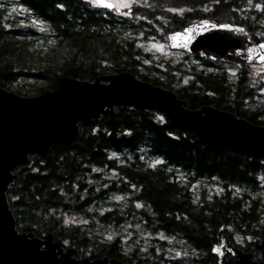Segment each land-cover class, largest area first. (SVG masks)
<instances>
[{
  "label": "trees",
  "instance_id": "1",
  "mask_svg": "<svg viewBox=\"0 0 264 264\" xmlns=\"http://www.w3.org/2000/svg\"><path fill=\"white\" fill-rule=\"evenodd\" d=\"M143 1L122 15L86 0H15L45 25L42 31L7 16L0 5V86L19 95L36 96L55 89L64 76L92 81L128 71L173 91L190 109L210 105L264 126L263 104L253 107L248 102L256 92L245 68L233 81L223 70L208 72L156 61L142 46L146 40L166 39L169 33L204 18L241 25L253 41H262L264 1ZM249 2L258 3L259 9L253 3L248 9ZM141 146L164 163L145 164L138 158ZM125 151L132 152L134 159L120 163L110 154ZM93 167L116 170L119 179L102 187ZM13 173L16 177L6 196L16 228L38 237L52 233L61 238L64 248H75L77 258L107 256L124 264H160L156 256L142 258L137 249L126 256L118 239L101 242L92 238L90 227L96 220L118 225L127 213L114 209L99 214L91 211L92 205L108 192L131 191L133 186L131 200L150 210L144 213L146 226L154 232L179 234L201 254L172 264H218L211 248L222 225L228 236L227 226L243 234V242L233 244L253 252L264 264V246H259L264 224H258L264 212L262 197L232 193L236 185L253 192L264 190L260 179L264 156L210 146L156 111L120 106L111 115L81 121L72 143L52 145L46 157L29 155V162ZM205 178L218 180L223 190L196 200L191 185ZM61 210L89 222L63 225L55 214ZM232 262L227 256L222 264Z\"/></svg>",
  "mask_w": 264,
  "mask_h": 264
},
{
  "label": "water",
  "instance_id": "2",
  "mask_svg": "<svg viewBox=\"0 0 264 264\" xmlns=\"http://www.w3.org/2000/svg\"><path fill=\"white\" fill-rule=\"evenodd\" d=\"M100 7L120 13L108 0H94ZM169 47L193 57L240 65L264 62V40L255 42L243 26L200 19L167 36ZM153 110L191 131L202 142L237 153L264 156V126L216 107L190 109L187 102L166 88L124 71L82 80L62 77L56 88L36 96H23L0 86V264H124L118 258H77V250L64 248L60 237L19 231L6 192L13 171L29 162V155L46 157L52 145L72 143L79 123L111 115L115 107ZM264 246V235L259 241ZM218 260L236 257L231 264H258L252 254L232 243L222 225L211 248Z\"/></svg>",
  "mask_w": 264,
  "mask_h": 264
},
{
  "label": "rangeland",
  "instance_id": "3",
  "mask_svg": "<svg viewBox=\"0 0 264 264\" xmlns=\"http://www.w3.org/2000/svg\"><path fill=\"white\" fill-rule=\"evenodd\" d=\"M93 6H98L94 0H86ZM112 2L116 8L122 9V15L126 14V9L130 8L134 4H142L143 0H108ZM264 1V0H263ZM253 2H249L247 8L252 9ZM254 4V3H253ZM255 3L254 9H259ZM0 5L7 10V16L17 17L21 23L31 25L37 31H42L45 25L37 20L33 14L26 8L18 5L15 0H0ZM143 48L148 51L152 58L156 61H169L174 64H180L182 67L187 68L195 66L198 69L206 71H219L223 70L226 76L235 81L238 78V74L244 70H247L250 85L255 89L256 94L248 100V102L254 107L256 105L264 106V62L252 63L246 65H240L236 63H223L222 66L212 65L205 63L202 59L193 57L190 54L172 50L169 47L168 40L162 37L152 38L143 42ZM162 46V49L160 48ZM112 157H116L120 163L128 162L134 159V154L129 151L117 153L110 152ZM138 158L145 164L150 166H156L163 164L164 161L159 157L150 156L144 146L139 148ZM92 173L102 184V187H108V184L113 180H118V174L116 170H107L105 168L93 167ZM183 178V177H182ZM261 183L264 184V176L260 177ZM182 180V179H180ZM131 187V191H112L102 198L97 200L92 207L91 211H97L99 214H103L106 211L119 209L125 210L127 213H123L125 216L124 222L115 225L101 223L98 220L94 222V225L90 227L92 238L96 241L111 242L118 239L120 245L124 249L126 256H129L134 249H137L142 258L156 256L160 264H172L173 260H179L183 263L190 258L197 255H201L190 244L184 242L179 234H171L162 231H153L146 226L144 221V213L150 212L148 208L141 203H137L131 200L134 187ZM195 199L198 200L203 194L207 198L214 194H220L223 190L221 184L216 179H199L191 185ZM233 194L249 193L252 197H262L264 202V190H258L253 192L248 187L236 185L232 187ZM60 219L61 224L70 226L77 223H88L81 215L59 211L55 213ZM85 221H84V220ZM259 225L264 224V212L259 220ZM227 230L231 233L229 237L234 243L243 242L244 236L238 230L232 226H227ZM43 237V236H42ZM250 241V238H248ZM63 244V243H62ZM66 245V243H65ZM67 246V245H66ZM69 247V246H68Z\"/></svg>",
  "mask_w": 264,
  "mask_h": 264
},
{
  "label": "flooded vegetation",
  "instance_id": "4",
  "mask_svg": "<svg viewBox=\"0 0 264 264\" xmlns=\"http://www.w3.org/2000/svg\"><path fill=\"white\" fill-rule=\"evenodd\" d=\"M181 238H182V240H183L184 242L187 241V240L184 239L183 237H181ZM232 242H233V241H232ZM186 243H187V242H186ZM188 244H189V243H188ZM243 251H244V250H243ZM244 252L251 253V254H252L251 259L254 260V261H257V262H258V260L254 258V253H253V252H251V251H244ZM227 256L233 258V261L236 259V257L230 256L229 254H226V255L224 256L223 260H224ZM223 260H222V261H223ZM217 263H218V262H217ZM258 264H260V263L258 262Z\"/></svg>",
  "mask_w": 264,
  "mask_h": 264
},
{
  "label": "snow or ice",
  "instance_id": "5",
  "mask_svg": "<svg viewBox=\"0 0 264 264\" xmlns=\"http://www.w3.org/2000/svg\"><path fill=\"white\" fill-rule=\"evenodd\" d=\"M261 47H264V45H261ZM160 48L162 49V46H160Z\"/></svg>",
  "mask_w": 264,
  "mask_h": 264
}]
</instances>
